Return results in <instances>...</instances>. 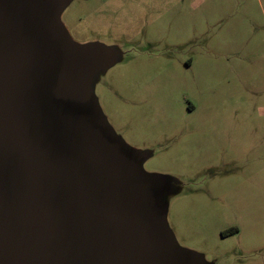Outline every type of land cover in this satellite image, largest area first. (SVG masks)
I'll use <instances>...</instances> for the list:
<instances>
[{"label":"rangeland","instance_id":"374dc122","mask_svg":"<svg viewBox=\"0 0 264 264\" xmlns=\"http://www.w3.org/2000/svg\"><path fill=\"white\" fill-rule=\"evenodd\" d=\"M61 19L78 44L116 52L92 89L167 180L178 247L264 264V0H74Z\"/></svg>","mask_w":264,"mask_h":264},{"label":"water","instance_id":"95a60500","mask_svg":"<svg viewBox=\"0 0 264 264\" xmlns=\"http://www.w3.org/2000/svg\"><path fill=\"white\" fill-rule=\"evenodd\" d=\"M74 0H0V264H206L167 223V180L114 135L75 42Z\"/></svg>","mask_w":264,"mask_h":264}]
</instances>
